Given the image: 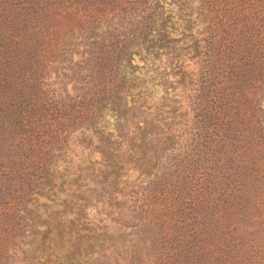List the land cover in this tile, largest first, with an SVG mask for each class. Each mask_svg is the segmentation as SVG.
<instances>
[{
  "label": "trees",
  "instance_id": "1",
  "mask_svg": "<svg viewBox=\"0 0 264 264\" xmlns=\"http://www.w3.org/2000/svg\"><path fill=\"white\" fill-rule=\"evenodd\" d=\"M20 220L40 264H264V0H0V246Z\"/></svg>",
  "mask_w": 264,
  "mask_h": 264
},
{
  "label": "rangeland",
  "instance_id": "2",
  "mask_svg": "<svg viewBox=\"0 0 264 264\" xmlns=\"http://www.w3.org/2000/svg\"><path fill=\"white\" fill-rule=\"evenodd\" d=\"M204 17L203 11L197 19L193 20L194 22H192L191 28L188 31L189 39L190 36L193 38H201L202 36L206 38V35L209 34L210 26L207 25V17ZM193 54L194 53L192 52L187 54V58L183 63L184 83L181 86L182 92H187L188 90L191 93L194 91L199 92L198 88L201 84H203L205 77L203 71L207 65V60L205 55L202 53H198L196 55ZM189 91L187 93H189ZM189 98H192V95L189 96L183 104H186V106L189 107L192 115L196 110L192 108L193 103H191ZM81 135V130H75L70 135V155L74 160L81 159L84 155H90L89 152H87L88 149H86L79 141ZM122 156L123 158L125 157L124 154ZM131 178H135L134 172H131L130 179ZM41 202L43 201H39V205H41ZM42 204L44 205V203ZM25 220H23V222ZM18 223L20 226L15 228L14 239L9 240L8 244L0 246V264H40L38 257L41 252L44 253V250H46V243L40 244L41 236L37 233H22V220L18 221ZM3 242L5 241L2 240V243Z\"/></svg>",
  "mask_w": 264,
  "mask_h": 264
}]
</instances>
